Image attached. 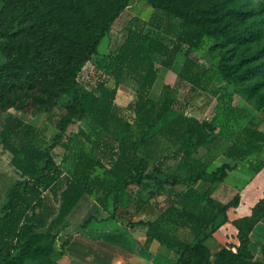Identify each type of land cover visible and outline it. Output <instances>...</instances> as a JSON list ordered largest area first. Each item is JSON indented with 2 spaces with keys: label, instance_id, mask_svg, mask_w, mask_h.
Instances as JSON below:
<instances>
[{
  "label": "trees",
  "instance_id": "16d2710c",
  "mask_svg": "<svg viewBox=\"0 0 264 264\" xmlns=\"http://www.w3.org/2000/svg\"><path fill=\"white\" fill-rule=\"evenodd\" d=\"M9 1L19 7L26 4L31 20L21 30L32 38L13 53L11 47L4 51L0 99L3 91L15 96L13 89L24 84L26 89H32L33 100L48 109L45 118L60 134L46 144L40 132L20 117L8 113L0 120V151L7 155L15 175V183L0 205V264H25L26 257L37 259L35 264L38 260L52 262L49 254L56 231L83 195H92L97 204L110 196L114 210L128 183L159 181L156 174L163 160H173L175 167L185 172L182 178L173 173L167 175L170 183L185 184L201 177L209 183L220 181L230 165L221 162L206 172L205 163L192 156L213 132L224 133L228 144L223 154L233 160L243 159L264 144V131L249 122L238 124L245 115L244 109L232 104L224 85L214 83L216 77L244 78L246 71H238V62H224L220 57L208 72L189 51L200 46L205 34H212L216 46L222 47L229 42L247 41L259 28L258 19L252 18L247 25L234 22L248 15L227 3L229 0H147L154 10L146 18L132 15L123 23L118 42L104 55L95 57L87 87L78 90L74 85L80 64L96 51L125 0H89L84 13L77 11L82 0ZM229 19L234 21L226 25ZM6 30L0 23V33ZM182 46L185 47L176 79L183 81L192 95L204 92L213 99L208 118L181 111L169 115L173 99L165 83L158 98L149 94L158 69L170 67ZM4 48L0 46L1 50ZM124 79L132 83L134 94L120 106L113 98ZM109 80L111 84L107 83ZM72 87L64 111L53 113L50 107L55 98ZM84 116V128L64 133L67 123ZM156 136L170 140L173 147L150 162L149 144ZM54 145L63 150L60 160L68 161L65 170L50 153ZM263 164L264 158L247 162L254 172ZM43 192L55 203L53 215L46 222L39 214L44 206ZM238 200L236 192L220 202L209 190L197 192L189 185L176 190L159 181L146 198L134 197L131 208L134 213L151 216L136 222L144 229L143 248L152 240L173 248L178 253L176 264H246L245 236L239 223L244 222L248 228L250 220L264 215V194L248 206L246 215L231 220L238 238L233 251L222 246L209 260L201 243L205 229L218 218L225 220L226 209L235 207ZM88 221L87 217L82 223ZM42 225L43 231L35 230ZM61 247L60 242L58 251Z\"/></svg>",
  "mask_w": 264,
  "mask_h": 264
},
{
  "label": "rangeland",
  "instance_id": "374dc122",
  "mask_svg": "<svg viewBox=\"0 0 264 264\" xmlns=\"http://www.w3.org/2000/svg\"><path fill=\"white\" fill-rule=\"evenodd\" d=\"M93 1L99 2L103 0ZM227 3L245 11L248 16L243 19L236 18L235 21L229 19L226 25L233 23V21L237 22L238 25H247L253 18L258 19L256 23L259 28L247 41L243 43L229 42L222 47L216 46L217 40L212 34H205L202 35L200 46L191 47L189 51L202 67L208 69V72L214 69L220 57L223 58L224 62L236 61L240 64L238 71L244 69L248 74L244 78L233 79L228 77L220 79L216 77L214 78V83L224 85L231 94L232 104L244 109L245 115L238 119V124L249 122L264 131V0H229ZM89 6V0H82V5L77 8V11L84 13ZM27 9L26 4L23 7H19V5L15 6L9 0H0V23L8 31L4 32V34L0 33V46H5L3 50L0 49V63L6 60L4 51L9 50V47H11V52L13 53L16 49L21 48L25 40L29 39L30 42L32 37L21 30L31 20L26 14ZM152 10L154 9L147 0H125L123 7L110 22L107 31L97 43L96 51L91 53L80 64L76 72L74 89L78 90L87 87L88 75L92 70L95 57L104 55L118 42L122 34L123 23L132 15L146 18ZM9 31H12V33L10 34ZM184 47L182 46L176 53L170 67L158 69L149 94L153 99L158 98L160 87L165 83L169 85L166 91L173 99L169 115L181 111L197 118H208L212 114L213 99L204 92H196L192 95L191 92H187L186 84L176 79V73L183 58ZM107 83L111 84V80ZM1 90H3V86L0 80V92ZM31 90L26 89L25 85L22 84L21 87L13 89V92L16 93L15 96L11 92L3 91L0 102L4 106L0 107V120L8 113L16 115L34 126L44 137L46 144H48L55 140L60 133L52 122L45 118L48 109L43 107L42 103L33 100L32 93H30ZM72 91L73 87L68 92L62 93L55 98L54 103L50 107L54 111L53 113L64 111V106L69 102ZM133 94L134 86L128 79H124L117 85L113 100L116 104L122 106L133 97ZM11 100L12 102H10ZM85 124L86 116L73 118L65 125L64 133H69L76 127L84 128ZM227 144L228 141L224 133L213 132L192 153L195 159L205 163L206 172L213 170L221 162L230 165L220 181L209 183L206 178L201 177L187 181L185 184L179 182L170 183L167 176L169 174L173 173L181 178L185 176L184 170L176 168L171 159L163 160L160 164V172L156 174L160 183L167 187L183 190L189 185L197 192L209 190L210 195L220 202L226 201L234 192L238 194L239 200L236 205L238 208L228 207L225 220L218 218L212 227L205 229L201 243L208 251L209 260L214 258V253L222 246L231 251L234 250L238 244V238L236 226L231 223V220L246 215L248 206L256 198L264 194V164L256 172L247 166V162L254 163L258 159L264 158V144L241 160H233L223 154ZM172 147L173 143L170 140L156 136L149 144L150 162L158 159ZM50 153L63 170L67 169L68 161L60 160L63 154V150L60 147L52 146ZM149 168L150 165L147 166V169ZM96 172H100V169H96ZM159 181L142 179L139 182L128 183L124 190L121 191L114 210L111 208L110 196L102 204H97L92 195H83L67 215V220L56 231L52 242V247L54 248L49 254L52 262L38 260V264H67L65 262L66 258L61 256V252L64 247L69 246L71 243V235L77 238L86 237L87 240H92V237H105L108 240V236H121L124 235L122 231L129 230L130 243L135 240L141 247L143 239L141 233L144 232V229L139 228L136 222L137 219H145L151 216L134 213L131 208V201L134 197L146 198L156 188ZM14 183L15 175L7 162V155L0 151V205L5 201ZM42 195L44 206L39 210V214L46 222L53 215L55 203L47 192H43ZM160 198V196L157 197L158 200ZM111 211L114 213L112 216ZM87 217L89 221L83 224V219ZM239 224L245 236L243 242L245 255L243 258L246 264H264V215L250 220L248 228H245L244 222ZM98 228L101 230H98ZM43 229L44 225L35 228L37 231H43ZM64 229L66 232L63 231ZM80 241L81 239H78L76 242ZM60 242L62 247L58 251ZM132 251L134 253L136 249ZM145 252V264H176L178 258L177 251L155 240L148 244ZM71 256L69 255V257ZM36 262L37 259L24 258L25 264H35Z\"/></svg>",
  "mask_w": 264,
  "mask_h": 264
},
{
  "label": "crops",
  "instance_id": "0c3cea01",
  "mask_svg": "<svg viewBox=\"0 0 264 264\" xmlns=\"http://www.w3.org/2000/svg\"><path fill=\"white\" fill-rule=\"evenodd\" d=\"M65 219L67 220V216ZM98 230L101 229L98 228ZM63 231L66 232L65 229ZM122 232L124 235L108 236V240L105 237V240L95 237H92V240H87L86 237L77 238L71 235V243L63 248L61 256L66 258L67 264H145V248L141 246L142 251L140 252L141 247L138 242L134 240L133 243H130V231ZM78 239L81 241L77 243ZM135 249L136 252L133 253L132 250ZM69 255L72 256L69 257Z\"/></svg>",
  "mask_w": 264,
  "mask_h": 264
}]
</instances>
